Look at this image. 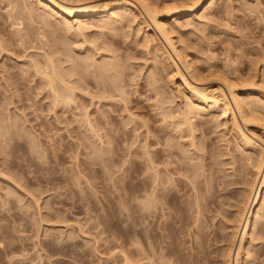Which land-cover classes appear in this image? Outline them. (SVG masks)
<instances>
[{
  "label": "rangeland",
  "instance_id": "374dc122",
  "mask_svg": "<svg viewBox=\"0 0 264 264\" xmlns=\"http://www.w3.org/2000/svg\"><path fill=\"white\" fill-rule=\"evenodd\" d=\"M23 1L11 0L10 2V0H0V39H2L0 42L3 43V40H6L3 44L6 45V51L8 50L7 53H4V51L0 56V72L2 73H0V130L1 133L4 132L3 135L6 133L5 139H10L6 140V142L8 141L7 144L3 145V148L0 150L2 152V156L0 154V172L2 173H0L2 175V177L0 175V264H153V250H155L153 249V169L148 167L150 164H148L147 159L149 158L147 155L150 152L153 158V148H155L153 142L156 140L154 137H156L155 135L158 131L161 132V142L163 145L166 144L165 142L169 144L168 140L174 144H179L175 140L169 139L167 135L171 131L169 130L171 127L165 129L170 125L165 122L168 119H164L166 112L163 115L162 107L166 109H182L184 105L181 104L186 103L183 100L187 95L180 88L177 78L171 76L173 75L171 69L168 65L164 64L166 62L165 56L159 51L161 55L156 52L157 49H155L153 43H148L149 45H154H151V47L147 45L146 41V44L142 43L144 42L143 40H147L144 36L153 35L152 32L156 33L162 43L165 44L163 45L167 46L165 48L171 51V54L172 49L169 48L170 46L165 42L160 33L157 32L158 30L155 29L153 21L149 19L148 15L141 8H139V12L141 13L137 12L136 9L135 13H130L131 11L133 12L134 8L128 7L127 12L129 11L128 13L130 14H127L126 11L123 12V17L117 19L116 29L113 27H109V29L105 25H102L103 22L98 19H87V22L84 21L85 24H82L87 28L89 27L90 30L86 29V31H82L84 34L81 35L82 32L79 34L74 30L64 27L62 19L58 16L53 15L51 17L50 15L52 14L50 12H44L45 7L43 5L39 6L40 3L37 2L39 0ZM56 1L66 5L61 0ZM88 1L90 2V0H86L85 2L88 3ZM102 1L115 5V0H91L90 3H103ZM127 1L136 3L134 0ZM147 1L157 7H163L164 5H166L165 7L177 5L184 7L183 3H188L187 5L193 3L188 0H178L183 5L179 4L177 0ZM208 1L210 3V0H205L201 9L196 14L194 13L193 17L190 16L191 18L189 17V19L188 17L180 18V21L176 22L178 17H175L169 19V21L166 20L167 26L174 23L171 21H175L174 24L178 23L175 26L178 32L175 31L176 33L173 35V38L177 43L176 47L181 49L179 51L185 50L182 51L185 54L182 56L188 64L178 61L174 53L172 56H174L173 58L180 65L179 68L182 69L183 73L187 75L193 84L198 87H208L211 89L217 87L225 88L224 90L227 92L229 99H231L228 90L223 85L224 81L222 78L229 81L234 78L239 79L240 82L234 79L236 80L234 81L235 83H241L239 85L246 84L251 80L257 81L258 84L261 82V85L264 84V79L262 78V76L264 77V64L261 60L262 57H260V54H264L262 53L264 52V0H216V5L212 9L213 11L204 13V8L209 4ZM19 2L20 6H22L20 8L24 12H26L24 5L27 7L29 5L33 7L31 10L33 9L34 13L40 15V18L44 20L48 19L54 24L57 28L56 35L50 33V28V30L47 29L48 27L43 28L39 22L40 19H35L38 21L35 23L34 19H30L28 15L22 12L21 15L24 17L23 22L26 23H24L26 30L39 26L40 28L42 27L40 30L44 33L37 35L36 32L39 27H36L37 29H30L31 31L28 32L30 36L27 33L26 37L24 35L26 34L25 30L23 31L25 32L23 35L26 37L25 40L23 39L25 43L22 44V42L18 41L15 35L18 33L19 30L17 28L20 29V26H14L12 23L15 22L13 21L15 17L10 18V20V16L8 15L13 13V11H15L13 16L19 15L18 13L21 12L18 5ZM16 3L17 6L15 5ZM162 7L161 9H163ZM17 8L19 9L17 10ZM110 10L121 12L112 7ZM195 15H200L199 17L201 18L206 15L207 17H204L205 20H201ZM135 16L139 18H135ZM143 18L147 19L146 21L149 25H145L142 22ZM193 19L196 20L194 21ZM32 21L34 24H32ZM131 21L134 23L132 24ZM77 23L78 21H75L73 24L75 26H71L70 24L69 26L74 29L78 25ZM86 24L88 25L86 26ZM189 24L193 25L190 26ZM31 33L34 35L32 39H35L37 35L36 38L40 36L42 39L44 37V41H39L40 38L31 41ZM47 34L48 36H45ZM90 42L95 43H91V45L89 44ZM107 42H112L110 44L114 45L112 46L114 53L112 51L109 53V47L107 49L109 52L105 50ZM94 44L97 50L103 49L104 51H94V48H92L95 47ZM152 47L154 48L150 49ZM93 51L94 53H92ZM105 52L110 54L109 58H111V54L112 58L115 57L113 54L116 53L115 55L118 58L115 57L113 59L116 60L117 58L118 61L123 63L121 64L122 67H126L125 72L122 70L124 75L120 73V78L123 77L124 80H121L124 81V85L122 86L125 87L124 89L128 93L127 95H129V97H126L127 95L123 92V96L130 100L124 103L127 99L124 98L125 100L122 101L117 98L119 99L117 100V105L114 101L111 103L110 101L112 100H109L106 101L107 105L103 106L104 111L107 113L106 115L112 117L110 118V128L112 132L114 131L113 137L118 142L116 141V144L114 140L110 145V149L112 150L110 151L109 149V153L108 151L106 153L109 157V162L105 161L108 157L105 158L107 155L102 152L105 155L103 157L105 159L102 161L105 163L102 164L101 161L98 163L97 160V162L94 160L97 159L94 158V154L101 153L99 149H96L98 146L92 144L90 141L88 143L86 135H84L87 129L84 111L88 108L87 110L92 117L98 116L100 118L101 114L99 113L101 112L97 109L99 105H97V108L94 105H91V107L90 98L85 97V100L82 98L71 103V105L68 104L70 106H66L63 103L65 107H68L66 109H64L63 105H59V108H56L57 111L56 109H51L52 99L50 96L48 97L47 88L42 85V79L35 73V68L32 65L35 63V60L41 59L43 55L46 56L53 53L51 56H54L55 63L61 64L62 62V65L57 64L60 69L68 72L70 67H75V69L81 70L84 68L76 64L77 60L82 61L83 58L89 60L91 56H96L93 58V62L100 63L102 62V60L99 61L101 56L104 61L107 55L105 54L104 57ZM56 58L58 61H56ZM71 61L75 64H70ZM181 62L186 64L185 67ZM186 66L191 67L192 71L190 72H194L195 77L194 74H191L187 70L189 67L187 68ZM81 71L80 73H85ZM197 73L199 76H197ZM84 75H86L85 79L89 77L90 80L87 78V81H92L93 74L89 76L87 74ZM84 75L76 73L75 78L77 76L82 78ZM254 75L256 77L253 80ZM8 76L10 80H8ZM1 77H6L5 79L7 80L3 79L7 82H3ZM88 86L90 90L94 89L92 85ZM248 94L244 92L243 88L239 89L241 100H246L244 102H250L252 105L255 104V100H261L257 99V97H264L257 92H248ZM158 101L161 103H158ZM230 101L232 102V99ZM119 102H121V105H119ZM260 104L254 105L257 107L255 110L256 118L252 120L253 122L250 125L244 126L246 124L242 123V119L237 112L236 118L245 133L264 149V126L262 125L264 124V107L258 108L264 104ZM78 106L80 107L77 108ZM154 109L156 110L154 111ZM214 111L206 113L207 115L204 114L205 116L202 115L203 118L201 116L202 119L199 122L196 119L200 117L194 118L195 124L197 122L201 125L205 124L201 126L203 129L198 127L199 129L201 128V130L197 131L199 134L196 132L197 135L201 134L196 138L198 143L195 141L197 143L196 146H200L201 151L197 150L201 156L194 155L199 154L197 151H195L197 153L192 151L195 149L194 147L188 149L190 147V138L183 139V141H189V143H185L189 144L187 150L192 151H188L187 153L189 155L190 153H194L191 157L187 156L186 152H181L182 148L179 145L180 148L176 146L174 150H177L181 155L185 154L189 160L193 157L192 162H190L180 156L184 160L182 162L187 164V161H189L191 164H195V168H197L196 165L198 164V168L202 167L200 169H204V171L199 170L202 172L200 174L203 175L204 173L200 177V180L203 179L202 182H204V178L205 180L207 179L206 182L209 184H205H208L207 186L212 188L211 193L213 192L212 194H214L211 198V209H209V214L207 213L210 216L208 219L210 222L213 221L211 226L221 227L220 223L222 224V222L220 221H224L221 217L225 219L224 214H227L226 211L228 209L232 211L230 205L234 206L235 200H238L237 198H239L238 196L241 193L239 191L242 187L240 186V181L244 177L243 175H245L242 168H245L249 162V165H252L251 162L254 163V161L251 160L257 159L255 157L257 154L253 152V149H246L243 144H239L238 141L236 142L234 131L232 130L233 124L230 121L231 118L228 116L224 117V115H220V117L221 111ZM194 113L197 115V112ZM129 118H133V120ZM135 118H138V120ZM142 119L143 122L145 120L149 122L150 130L147 127L144 129L142 125L144 123L141 122ZM16 123L18 124L17 127L15 126ZM137 125V128H142L140 129L141 131L139 129L131 131L130 128ZM148 130L150 131L149 133ZM146 133H148V137ZM26 134H30L31 136L29 135L28 137ZM237 143L239 146H237ZM143 144L145 145L143 146ZM86 145L89 147L93 145V147L89 149ZM184 145L183 147L186 148ZM115 148H119V150ZM112 152H115V154L118 152L119 154L115 155ZM249 157H251L250 161L248 160ZM199 162L203 165L201 166ZM186 166H190L189 163ZM241 170L243 172H239ZM235 174L239 177L237 179H240L241 174H243L241 179L238 180L239 183L236 182L240 184L239 186L233 182V180H237L235 179ZM208 179L211 180V184ZM215 189L216 191H214ZM237 190L240 192L238 195ZM9 191H11L10 196H8L10 194L8 193ZM263 196L264 194L262 195V199L264 198ZM142 199L144 200L142 201ZM35 203L39 205L36 206ZM262 208L260 218L259 216L258 218L255 217L257 223L255 222L254 232L249 237V242L245 245V250L248 249L246 251L248 254H243L241 264H264V206ZM38 209L41 210L38 211ZM36 211L41 213V215ZM229 214H227V217ZM38 216H40V219ZM229 219L232 218L229 217ZM214 227L211 228L214 229ZM223 243L221 241L211 242L212 248L210 247V251H214V253H212L213 256L207 261L208 263L206 262L205 264H225L222 255L224 251L223 246H225ZM187 245L189 246V243ZM253 255L254 258L252 257ZM156 259L159 260L158 258ZM160 262L162 263V261ZM165 262L169 261L165 260Z\"/></svg>",
  "mask_w": 264,
  "mask_h": 264
},
{
  "label": "bare ground",
  "instance_id": "6f19581e",
  "mask_svg": "<svg viewBox=\"0 0 264 264\" xmlns=\"http://www.w3.org/2000/svg\"><path fill=\"white\" fill-rule=\"evenodd\" d=\"M35 1H37V0H35ZM61 1L66 3V5L61 4V3H59V1H56V0H39L37 2L40 3V4L38 3L39 6L43 5L45 7L44 12H47V11L50 12V14H52V15H50L51 17H53V15L54 16L56 15V17L58 16L59 18L62 19L61 21H63L64 24L63 23L62 24L65 25L64 27L68 28L69 30L70 29L74 30L75 32H78L79 34H80V32L86 31V29H89V27L87 28V27L83 26V24H82L87 19H93V18H94V20L98 19L99 21H102L104 23V24L102 23V25H105L108 28L113 27L114 29H116L115 26H116L117 21H118L117 19L123 17V12L124 11L127 12L128 7L134 8L133 12L131 11L130 13H135L136 11L139 12V8H141L145 12V14L148 15L149 19L153 21L152 23H154L155 29L158 30L157 32L160 33V35L165 40V42H167V44L170 46L169 48L172 49V54L174 53L177 56L176 57V58H178L177 60L182 61L183 63L184 62L187 63L186 59L182 56L184 54L182 51H185V50H182L181 51L182 54H181V52L179 51L181 49H178L179 47L178 48L176 47L177 43L174 41V38H173V35L176 33L175 31L178 30L175 27L176 25H178V23L174 24L175 21H171L174 23L167 26L166 20L169 21V19H172L175 17L176 18L178 17V20L174 19V20H176V22H179L180 18L188 17V19H189L190 16L194 15V13L196 14V12L201 9V6L205 0H194V1L188 0V1H191L193 3H191L189 5H187L188 3L187 4L183 3L184 7L181 5L178 6L177 4H176L177 6H172V7H170V6L165 7L166 5H164L163 7L161 6L163 9H161V7H157L153 3H149V1H147V0H134L136 3H132L131 1L129 2L127 0H115V5H111V3H109V2L105 3L104 1H102L103 3H101V2L100 3H98V2L97 3L96 2L90 3L91 0H90V2L88 1V3L85 2L86 0H61ZM188 1H186V2H188ZM10 2H11V0H10ZM10 2H9V4H10ZM179 2L180 1H178V3ZM215 2H216V0H210V3L208 1L209 4H207V6L204 8V11L203 10H201V11H203L204 13H206L208 11L210 12L212 9H214V5H216ZM26 4L28 5V3H26ZM67 4H68V6H67ZM179 4H182V2ZM15 5L17 6V3ZM18 5H19V8L22 7V6H20L21 5L20 2ZM29 7H30L29 5H28V7L26 5H24V10L27 13L24 12L23 9L20 8L21 12L18 11L19 12L18 14L20 15V16L18 15L19 17L16 15L13 16V13L15 11H13V13L9 12L10 15H8V16H10L9 19L15 17L13 21L17 22V24H15V22H13V23L11 22L14 26L15 25H17V27L20 26L21 30L19 28H17L19 31L17 30L18 33L15 36H17L18 41L22 42V44L25 43L23 41L26 39L27 33L31 31L30 29H37L36 27H39V26L33 25V26H35V28L33 27V28H29V30H26L25 29L26 26L24 25L25 22H23L24 17L21 15L22 12H24V14L28 15L30 17V19H32V20L34 19V21H36L35 19H38V20L40 19L39 22H40L41 26L43 28L48 27L47 28L48 30L51 29V32L49 31L51 34H55L57 32V28H56V26H54V24H52L48 19L44 20V19L40 18V15L34 13L35 11L33 12L32 11L33 9L31 10V8H33V7H30V8ZM111 7L113 9H118L121 12L111 11L110 10ZM19 8H17V10ZM35 8H37V7H35ZM7 9H9V8H7ZM13 9H14V7H13ZM135 9H136V11H135ZM17 10H16V12H17ZM128 12H127V14H130ZM9 13H7V14H9ZM139 13H141V12H139ZM46 14H49V13H46ZM207 15L206 16L201 15V16H203V18L199 17L200 15H198V16L195 15V16L200 18L201 20H205L204 17L206 18ZM140 17H143V16H140ZM127 18H128V16H127ZM135 18H139V17L135 16ZM209 18H210V15H209ZM143 20H142V22L145 23V25L146 24L149 25L146 21L147 19L145 20L143 18ZM75 21L76 22L78 21V23H77L78 27L76 26L77 29L76 28L73 29L72 27L69 26V24L72 26ZM80 21H83V22H80ZM99 21H97V22H99ZM37 22L38 21H36L35 23H37ZM131 22H132V24L134 23L133 21H131ZM197 22L199 23V21H197ZM209 22H211V21H209ZM32 24H34V22ZM87 25L88 24H86V26ZM142 25H144V24H142ZM179 25H180V23H179ZM191 25H193V24H191ZM203 25H200V26H203ZM67 26H69V27H67ZM73 26H75V25H73ZM42 27L41 28L39 27V29H37L38 30L36 32L37 35H41L42 33H44L42 30H40V29H42ZM84 28H85V30H84ZM177 28H178V26H177ZM13 29H15V28H13ZM103 29H105V28H103ZM25 30H26V34H24L25 32H23ZM69 30H67V31L69 32ZM141 30H142V28H141ZM141 30H140V32H141ZM21 31H22V33H21ZM47 31H45V32H47ZM23 34L26 37H24ZM74 34H77V33H74ZM83 34L84 33L82 32L81 35H83ZM152 34L153 35H150V34L147 35L148 37L144 36L147 38V40H143L144 42H142V43L146 44L145 43V41H146L147 45L150 47L152 44L149 45L148 43H153L155 46L154 45H152V46H154L155 49H157L156 52L158 54H160L159 52H161L162 55L165 56L166 62L164 61L165 62L164 64L168 65V67L171 69L172 74H173V75H171V74L170 75L175 76L177 78L180 88L183 89L182 91H185L186 92L185 95H187L184 97L185 99L183 98L184 99L183 101L186 103L181 104V105H184L182 107V109H178V108H175V109L174 108H171V109L167 108L166 109L165 107H162L163 115L166 114V116H168V118H166V116H164V119H168V120H165V122L170 125L169 127L165 128V129H169L171 127V129H169L171 131H169V133L167 134L169 136V139H173V140H175V142L179 143L178 145L182 148L181 152H186L185 154L187 156L191 157V155H193L194 153L193 154L190 153V155H189V153H187L188 151H190V152L197 151L198 152V150H200V148H199L200 146H198V145L196 146V144L198 143L196 138L201 135V134L197 135V133H198L197 131L201 130V128L203 129V127H201V126L205 125V124H203V125L198 124L199 120H201L203 118L202 115H204V114L207 115L206 113H208V112L210 113V111H213V110H215L214 112H216V111L220 112L221 111V114H219V116L224 115V117L228 116L231 118L230 121L233 124L232 130L234 131V135H235L234 139H236V142L238 141L239 144H243L244 148H246V149H248V148L253 149L254 150L253 152H255L257 154L255 156V157H257V159L254 158L255 159L254 160L252 158L253 160H251V161H254V163L251 162L252 165H249V163H250L249 161H250V158L253 156L248 158L249 163L247 162L248 164H246V167L242 168V170L244 172L242 170L239 171V172H243V174H245V175L241 174V176L242 175L244 176V177H242V179H241V176L239 175L240 179H241V181H240L241 185L238 184L239 183L238 180H240V179H237L239 177L235 174V176H236L235 179H237V180H233V182H234V184H238L237 186H239V185L242 186L241 189H239V191L241 193L238 192V190H237V192H238L237 195L240 193V195L238 196L239 198H237L238 200H235V202H234L235 204L233 207H232V205H230V207L232 208V211L229 209L227 210L228 212L226 211L227 214L230 213L228 215V217H227V214H224L225 219H224V217H221V218H223L222 220H224V221H220V222H222V224L219 222L221 225V227L219 226L220 227V230H219V227H214V225L211 226L213 221L210 222L208 219V217L210 218V216L207 215V213L209 214V211H210L209 209H211V207H210L211 198L213 197L214 194H212L213 192L211 193L212 188L211 187L209 188V186H207L209 184L208 182H206L207 179L205 180V178H204V182H202L203 179L200 180V177L204 175V173H203V175L200 173H202L201 171H204V169H200L202 167L198 168L197 163H196L197 168L194 167L195 164L190 163V162H192L193 157H192V159L189 160L185 154L181 155V153H179L177 150H174L175 149L174 147H176V146H177V148L179 147L177 144H174L170 140H168V142H170L171 144L170 143L168 144L167 142H165L166 144L163 145V143L161 142L162 141L161 140L162 135H161L160 131L156 132V135L154 134L156 136V137H154L156 140L153 142L154 143L153 145L155 147V148H153V158H152L150 152L147 151V152H149V155L151 156L150 157L149 155H147L149 158V159H147L149 162L148 164H150L149 166L148 165L147 166L150 167L151 169H153V172H152L153 173V201H152L153 202V247H154L153 249H155V250H153V258H154L153 264H167V263H170V264L171 263H174V264L175 263H177V264H202L203 263V264H205L213 256L212 253H214V251H210V249L212 248L211 242H213V241L214 242L215 241H221L222 243L224 241L223 244H225V246H223L224 251L222 252L223 253L222 255H223L225 264H241V261L243 259V254L247 253L246 251L248 250V249L245 250V245L249 242V237L254 232L253 230L255 227V222L257 221L255 217L258 218V216H259V218H260V216H261L260 213L262 212V210H263L262 207L264 206V204H263L264 198L262 199V195L264 194V149L261 145L259 146V144H257V142L255 143L254 140L251 137H249L245 133V131L241 128V126L237 122L238 119L236 118V112L238 113V115L242 119V123L246 124L244 126L250 125L253 122L252 120L256 118L255 117V112H256L255 110L257 109V107H255L254 105L260 104V103L264 104V97L263 98L257 97V99H261L260 101H262V102H260L259 100H255L257 103L255 102V104L252 105L250 102H248V103L244 102L246 100H244V101L241 100V97L239 95V89L243 88V90H244V92H246V94H248V92H257L259 95L264 96V86H263L264 84L261 85L262 84L261 82L258 84L257 81L251 80L250 82H248L246 84L239 85V84H241V83H237V82H240L239 79L237 80L236 78H234L237 80V82L235 83L234 81H236V80H234V79L229 81L228 79L224 80V78H222V80L224 81L223 85L228 90V93H229V95L232 99L233 105H234L233 106L232 102L230 101L231 99H229L227 92L224 90L225 88L217 87V88L211 89L208 87H206V88L198 87L197 85L193 84L189 80L187 75H185V73H183L182 69L179 68L180 65H178L177 62L175 61V59L173 58L174 56H172V54L170 53L171 51H168L169 49L167 50L165 48L167 46H164L165 44L162 43L161 39H159L160 37L157 36L156 33L152 32ZM28 36H30V33H28ZM32 36H34V35H32V33H31V37H30L31 41H35V39L38 38V37L36 38V36H35V39H32ZM45 36H48V34ZM39 38H38L39 41H41V40H42L41 42L44 41V37L41 39V37L39 36ZM83 38H84V36H83ZM0 41H2V39H0ZM4 41H6V40H3V43H5ZM36 41H38V40H36ZM3 43L0 42V56L2 55V53L4 51H5L4 53H7V51H8V50L6 51V47H5L6 45H4ZM91 43L93 44L95 42H90L89 44H91ZM107 43L108 44H105L106 48L104 47L105 50L106 51L109 50L110 51V52L108 51L109 53H111V51H112V53H114L112 50V46H114V45L110 44L112 42H110V43L107 42ZM87 44H88V42H87ZM94 46L95 47H92V48H94V51L103 50V49L100 50L99 47H98L99 50H97V47L95 44H94ZM108 47H109V49H108ZM154 47H152L150 49H153ZM8 48H10V47H8ZM59 50H61V49H59ZM94 51L92 53H94ZM152 51H154V50H152ZM73 53H74V51H73ZM262 53H264V52H262ZM21 54H22V52H21ZM51 54H53V53H51ZM51 54L46 55V53H45L46 56L43 55V57L41 59L37 58L38 60H35L34 61L35 63H33V65H32L35 68L34 69L35 73H37L38 76L41 77L42 85H44L45 88H47L48 97L50 96L52 99V100L50 99L51 100L50 106H52L51 109L55 110L59 105H63L65 107L64 104H66V106L68 104L71 105V103L78 101V99L84 98V100H85V97H88V99L90 98V100H91V102L89 101L91 103L90 106L94 105L95 108H97V105H99L98 106L99 108H97V109H99V111L101 112V113H99V114H101V117L99 116L100 118H98V116L95 118L92 117L91 114L87 110L88 108L87 109L85 108L87 111L86 110L84 111L85 112L84 118H85L87 129H86V134H84L85 132L83 134L86 135L88 143L91 142L92 144H96L98 146V148H96L97 146L95 148L99 149V152L101 151V153H100L101 156L98 153H97V155H95L93 153L95 156V157L94 156L93 157L97 158V159H94L95 162L98 161V163H100V161H101V163L104 164L105 162L103 163L102 161H104V159L108 157V155L106 153L111 148L110 145H111V143L114 142V140L116 138L113 137L114 131L112 132V130L110 128V124H111L110 118H112V117L106 115L107 113H106V111H104L103 106L107 105L106 101H109V100H112V101H110L111 103L114 101V103L116 104L117 100H119V99H121L122 101L127 99V98H125V96H123V92H125V95L128 94V93H126V91L124 89L125 87L122 86V85H124V81H123L124 79H123V77L120 78V73L124 75L123 71L125 72L126 67H124V68L122 67L121 64H123V63L121 61L117 60L118 57L115 55L116 53L113 54V56L117 57L116 60H114L113 58H115V57L112 58V54H111V58H109L110 54H107L105 52L104 57H105V54H107L108 56L106 55V57H108V58L103 57L104 61L102 59V56H101V59L99 60V61L102 60V62H100V63L93 62L94 61L93 58L96 56H94V57L89 56L90 57L89 60H91V61L84 59V58H83L84 60L82 59V61H80V60L78 61L76 59L77 60L76 64L79 65L81 68H84V69H81L82 70L81 71L79 69H75V67H70L69 71L67 72L64 69H60V67L58 65H62V62H61V64L55 63V60H54L55 58L53 59L54 56H51ZM58 57H60V56H58ZM65 57H67V56H65ZM72 57H73V55H72ZM260 57H262L261 60L263 61V64H264V54H262V55L260 54ZM67 58L70 59L69 57H67ZM160 58H162V57H160ZM96 59H98V58H96ZM105 59H107V60H105ZM108 59H110V60H108ZM56 61H58L57 58H56ZM256 61H258V60H256ZM119 62H121V63H119ZM72 63L73 62L71 61L70 64H72ZM73 64H75V63H73ZM185 65L186 64H183L184 67H185ZM186 67L188 68L189 66H186ZM263 67H264V65H263ZM169 68H168V70H170ZM255 69H256V67H255ZM75 70H78L79 72L75 71ZM187 70H189V72L192 71L191 67H189ZM80 71L85 72V73H80ZM151 71H153V70H151ZM252 71H255V70H252ZM223 72H225V71H223ZM23 73H25V72H23ZM76 73L79 75L80 74L81 75L87 74L88 76L93 74L94 76L92 75V77H93L92 81L89 82V81H87V78L89 79V77H87L85 79L86 75H84L83 77L81 76L82 78H80V76H77L78 79L75 78ZM190 73L194 74V72H190ZM253 74H255V73H253ZM171 76H170V78H171ZM197 76H199L198 73H197ZM194 77H195V74H194ZM255 77L256 76L254 75L253 80L255 79ZM3 78L4 77H1V79H3ZM262 78L264 79L263 76H262ZM4 79L2 81L6 83L7 81H5V80H7V79H5V80ZM121 79H123V80H121ZM8 80H10L9 76H8ZM132 80H133V78H132ZM220 80H221V78H220ZM122 81H123V83H122ZM217 81H218V79H217ZM16 82H18V81H16ZM220 83H221V81H220ZM263 83H264V81H263ZM88 85H92L94 87V89L90 90ZM122 88L124 89V91ZM6 93L8 94V92H6ZM248 95L251 96L250 94H248ZM7 96H9V95H7ZM252 96H254V95H252ZM126 97H129V95H127ZM117 98H119V99H117ZM129 100L130 99H127V101H124V103L128 102ZM161 100H163V99H161ZM82 102H85V101H82ZM121 102H119V105H121L120 104ZM169 102H171V101H169ZM158 103H161V102L158 101ZM70 105H68V106H70ZM179 105H180V103H179ZM260 106H261V104H260ZM79 107L80 106H78L77 108H79ZM263 107H264V105L262 107H258V108H263ZM66 108H68V107H65L64 109H66ZM123 108L125 109V107H123ZM176 109H178V110L176 111ZM155 110L156 109H154V111ZM56 111H57V109H56ZM72 111H74V110H72ZM194 112H197V115ZM214 115H217V114H214ZM77 116H80V115H77ZM128 116H130V115H128ZM134 116L136 117V115H134ZM201 116H202V118H201ZM90 117H92L93 119ZM195 117L196 118L200 117L199 119H196L198 121L196 124L194 122ZM258 117H261V116H258ZM129 119L133 120V118L132 119L129 118ZM135 119L138 120V118H135ZM139 119H141V118H139ZM261 119H263V118H261ZM141 122H143V119ZM143 123L144 124H142V125L144 126V129L146 127L148 129L150 128L148 125V123H149L148 121L146 122V120H145ZM162 123H164V122H162ZM17 125L18 124L16 123L15 126L17 127ZM262 125L264 126V124H262ZM130 126H131V124H130ZM165 126H163V127H165ZM137 127H138V125L130 128V129H131V131L132 130L137 131V129H139V130L142 129V128H137ZM198 127H201V128L199 129ZM149 130H148V133L150 132ZM233 131H232V133H233ZM9 132H11V131H9ZM201 132L203 133V131H201ZM3 133L4 132L1 133V130H0V138H1L0 150H1V148H3L2 147L3 145L5 146V144H7L8 141L6 142V140H10L8 138L5 139L6 133L4 135H3ZM148 133H146L147 137H148ZM151 134H153V133H151ZM29 135H27V136L29 137ZM187 138L188 139L190 138V140H191L190 141V147H188V149H190V148L192 149L194 147L196 150L195 149H193L192 151L187 150V146L189 144H186L185 142L189 143V141H183V139L186 140ZM202 138H203V134H202ZM120 139H119V141H120ZM199 139H201V138H199ZM116 141L118 142V140H115V143L117 144ZM195 141L197 143H195ZM238 143H237V146H239ZM119 145H117V146L119 147ZM144 145L145 144H143V146ZM183 145L186 146V148L183 147ZM37 147H39V146H37ZM77 147H79V146H77ZM87 147L89 149H92L90 147H93V145L90 147L89 146H87ZM115 147H116V145H115ZM145 147H147V146H145ZM95 148H94V150H95ZM119 148L116 150H119ZM202 148H204V147H202ZM6 150H8V148H6ZM38 150H41V149H38ZM94 150H92V151L94 152ZM111 150L112 149H110V151ZM113 151H115V150H113ZM123 151H125V150H123ZM102 152H103V154L105 153V155H107L105 158H103L105 155H103ZM197 152H195V153H197ZM108 153H109V151H108ZM112 153L115 154V152H112ZM198 153L199 154H194V155L201 156L200 152H198ZM0 154L2 156V152H0ZM248 154H250V153H248ZM183 155H185L186 157ZM209 155H211V154H209ZM180 156H182V158L184 157V159L186 158V160H189L190 162L189 161H187V162L189 163L190 166H186V165H188V163L186 164L185 162H182L183 159ZM177 157H180V158L176 159ZM102 158H103V160H102ZM126 159L128 160V158H126ZM243 159H246V158H243ZM108 160H109V157L105 161H108ZM147 160H146V162H147ZM193 162L195 163V161H193ZM202 165L203 164H201V166ZM243 165L245 166V164H243ZM231 168H232V166H231ZM148 170H149V168H148ZM199 170H201V171H199ZM236 171H238V170H236ZM233 172H234V169H233ZM232 175H234V174L232 173ZM1 177H2V175H1ZM208 181H210V184H211V180L208 179ZM236 182H238V183H236ZM205 183H208V184L206 185ZM225 186H227V185H225ZM229 187H231V186H229ZM214 191H216V189ZM10 192L11 191H9L8 193H10ZM10 195H11V193L8 196H10ZM18 197H16V198H18ZM148 199H149V197H148ZM143 200L144 199H142V201ZM261 200H263V201H261ZM18 201H21V200H18ZM145 201H146V203H148V205H150L147 200H145ZM261 202H263V203H261ZM37 203H39V202H37ZM29 204H31V203H29ZM222 204H223V202H222ZM24 205H26V204H24ZM38 205L39 204H36V206H38ZM142 205H144V204H142ZM40 210L41 209H38V211H40ZM38 211H36V212H38ZM213 211H215V210H213ZM38 214L41 215V213H39V212H38ZM229 217H231L232 219H229ZM38 218L40 219V216H38ZM39 222H43V221H39ZM215 226H216V224H215ZM211 227H214V229ZM70 238H72V237H70ZM188 243H189V246L187 245ZM249 244H251V243H249ZM156 255H158V256L156 257ZM252 257L254 258V255ZM125 258H126V256H125ZM156 258H158L160 261H162V263L159 260H157ZM245 258H246V256H245ZM245 258H244V260H245ZM165 260H167L169 262L166 263ZM251 262H253V261H251Z\"/></svg>",
  "mask_w": 264,
  "mask_h": 264
}]
</instances>
